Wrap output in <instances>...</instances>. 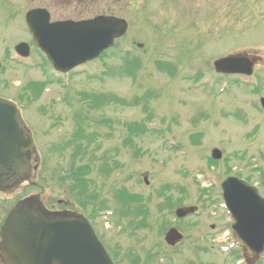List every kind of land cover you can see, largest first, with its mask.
I'll return each mask as SVG.
<instances>
[{"label": "rangeland", "instance_id": "374dc122", "mask_svg": "<svg viewBox=\"0 0 264 264\" xmlns=\"http://www.w3.org/2000/svg\"><path fill=\"white\" fill-rule=\"evenodd\" d=\"M4 1L15 3V6L7 7L6 4H0V13L7 15L4 17L7 23L0 17V57L3 53L7 60L4 66L8 64L10 58L5 48H10V45L20 41L25 40L29 43L32 41L24 21V13L29 8L42 7L46 4L52 9L53 18L90 17L100 13H112L128 21L127 32L117 39V45L95 63L86 65L83 73L87 75L73 77L68 88L56 91L50 89L40 97L35 105L38 106L41 102L40 112L45 108L42 103L50 105L48 106L50 110L46 111L45 115L51 114L52 120H46L43 115L37 118L31 115L29 117L31 122L26 119L30 125L33 124L32 122L36 123L35 132L39 133L40 146L36 148L42 156L41 174L46 170L51 172L52 169L58 174L61 167L69 164L68 158L71 159L76 155H73L71 149L53 151L50 148L52 144L68 145L69 142L66 140L73 138L75 124L73 118L80 111L87 116L86 122L83 123L85 127L81 134L83 138L76 135L78 140L76 142L89 143L86 147L88 152L85 150L88 154L85 153L87 157L83 159L84 162L92 167L100 166V163L104 162L101 157L105 155L118 164L115 171L105 176L106 185L102 186L103 193H106L109 199L119 186L140 193L149 205L148 221L153 222L155 227L159 225L154 221H159L164 216L162 210L168 212L163 194L161 197L157 196L161 187L168 186L174 190L184 191L185 194L181 198L192 202L198 198V189L209 185L202 174L194 176L188 171L190 169L202 167L206 173L214 177L217 184L227 173L247 175L251 181L261 179V168L264 165V111L259 105L258 95L263 93L264 64L255 70L261 82L260 88L231 87L228 93L209 91L210 88L205 87V84L194 85V80L186 79V74L195 76L199 72L195 64L197 67L201 66V70L203 67L204 72L209 74V66H205L208 59L213 60L236 50L258 53L264 60V11L262 10L264 0H172L171 2L166 0L165 4L163 0H151L149 3L148 0ZM208 4L213 10L205 7ZM195 21H197L196 25H194ZM202 29H208V35H205ZM214 34L217 41L213 39ZM179 40H183V43H195L194 41L199 43L203 40L201 43L204 57L200 59V52L195 53L196 56L186 53L181 55L184 49L178 48ZM136 42L143 43L144 47H138ZM166 43L171 44L161 49L160 47ZM198 43L197 47L194 45L193 48L188 49L198 51L200 49ZM156 44L160 48L158 53L163 55L162 57L156 54ZM31 56L27 61L28 65L22 67V70L15 64L11 65L13 63L11 61L3 75L0 73V93L12 96L11 94L18 91V86L26 81L31 79L41 81L45 76L48 80L50 73L47 71L48 75L45 76L44 72L41 73L42 67L38 64L40 56L35 52H31ZM157 59L167 63L170 68L167 71L170 74H173L175 68L178 71L177 76L169 79L157 72L154 66ZM127 69L131 72L135 71L134 78L129 77L131 72L126 71ZM103 70L107 72L105 75L100 73ZM88 75L90 78H87ZM3 79L7 85L4 84ZM211 81L216 82V76L213 75ZM252 89H256L257 92ZM77 90L82 93L79 96L80 102L76 94ZM155 92H160L159 98L156 100L147 98L149 97L147 94ZM94 94H113L118 100L123 98L127 101L136 95L142 101L137 106L130 103L128 106L108 104L100 109L90 108L82 95ZM234 107L238 110L231 112ZM70 114L72 119L69 117ZM233 115H236V118ZM160 116H163L165 121H161ZM139 120L145 122L150 133V129L162 133L166 144L163 140L158 142L152 140V134L147 132L140 138L143 139L142 141L134 137L132 141L134 147L129 148V145L125 147L124 123ZM190 133L200 134L201 145L194 146L188 142ZM169 142L183 147L174 153L166 152L165 147L166 145L170 147ZM214 146L224 150L227 160L209 168L206 154L210 153V149ZM78 160L77 156L76 161ZM143 176L147 177L148 184L142 181ZM38 181L44 186L42 193L46 197L52 195L60 197L62 202L72 200L68 187H61L53 176ZM32 191L33 187L28 186L23 192L30 194ZM175 195L180 198L178 194ZM213 198L216 199L215 196ZM110 204L112 203L108 202V205ZM209 206L214 207L208 203L198 210L197 215L186 219L184 226L187 237L173 251L160 244L162 237L157 232L152 234L151 228L150 235L148 231L139 233L140 242L137 241L134 247L146 252L155 245L159 254L161 251L162 253L165 250L170 251L171 256L168 255L167 258L175 264L191 256L196 258L197 264H232L230 255L217 253L211 255V249L205 245V239L201 240V247L203 246V251L210 253L201 252L196 257L191 250L195 240L200 236L210 238L217 234L220 240L216 242V248L226 240L228 218L220 207ZM166 221L167 219L164 225ZM106 231L108 232L106 238L111 243L118 241L117 244L121 248L119 255L124 258L128 253L127 250L133 247L130 245H135L130 242L136 239L114 233L115 231L112 232L109 228ZM134 235H138V232H134Z\"/></svg>", "mask_w": 264, "mask_h": 264}, {"label": "water", "instance_id": "95a60500", "mask_svg": "<svg viewBox=\"0 0 264 264\" xmlns=\"http://www.w3.org/2000/svg\"><path fill=\"white\" fill-rule=\"evenodd\" d=\"M44 20V18H43ZM29 21V18H28ZM31 31L33 35L37 38V40L43 38L41 34V30L39 29V25L33 21L29 22ZM67 30H63V29ZM96 28L102 32H105V46L111 44V40L117 34H120L125 30V22L123 20H119L113 17L106 18H96L91 21L80 22L75 24H69L66 26L57 25L53 27L52 31L56 34V38L53 42H48L44 38L41 40V47L48 53L51 58L53 64L58 67V64L61 62L66 63L68 66L75 64L77 61L76 48L83 47V45L88 44L90 40V36L92 39L94 38L95 33H90V29ZM104 38V39H105ZM104 47V46H103ZM254 58H247L244 56L236 55L224 58L225 64H234L240 62H247L251 64ZM29 136L22 129L21 124L18 120V116L16 115L13 107L9 104L0 100V183L6 182L7 179L13 176L14 171H18V169L24 167L27 162V157L29 155L28 151V143ZM262 210L264 212V207L262 206ZM255 211L250 210L247 219L250 220L255 216ZM19 223V222H18ZM242 225L243 223L240 222ZM18 225V224H17ZM51 225L50 222H46L45 226L49 227ZM39 229H35L33 231H28L27 235L23 237V233L25 232L24 227H21L20 230H16L22 233V237L20 235H14L13 242L16 243L20 248V242H22V257L29 264H43L42 257L43 254H38L30 248V244L32 243V249H38V243L36 240L41 241L45 239L39 236V238L35 234L44 231L41 224H38ZM249 236L253 239L254 242L257 243L258 248L255 249V252H260L264 246V233L258 232L249 233ZM22 239V241H21ZM29 244L25 246L26 243ZM40 247L42 244L40 242ZM57 264L60 262L57 260Z\"/></svg>", "mask_w": 264, "mask_h": 264}]
</instances>
